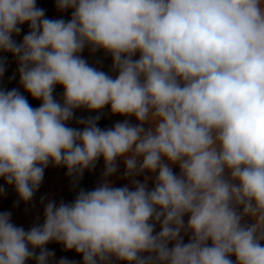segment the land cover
<instances>
[{
    "label": "clouds",
    "instance_id": "clouds-1",
    "mask_svg": "<svg viewBox=\"0 0 264 264\" xmlns=\"http://www.w3.org/2000/svg\"><path fill=\"white\" fill-rule=\"evenodd\" d=\"M56 7L70 19L46 18L36 0H0V51L42 101L0 88V178L18 204L33 200L49 165L66 168L74 189L101 158L103 172L71 202L41 197L43 222L28 230L0 212V264H76L54 260L50 242L82 264H264V0ZM86 48L110 56V70L83 58ZM106 106L126 118L102 129ZM119 161L129 183L117 187Z\"/></svg>",
    "mask_w": 264,
    "mask_h": 264
},
{
    "label": "rangeland",
    "instance_id": "rangeland-1",
    "mask_svg": "<svg viewBox=\"0 0 264 264\" xmlns=\"http://www.w3.org/2000/svg\"><path fill=\"white\" fill-rule=\"evenodd\" d=\"M37 7L45 10V16L49 19H60L63 18L65 20L70 19L71 10L61 12L57 10L56 0H36ZM22 31L19 36H13V39L20 43L23 39V36L29 31L28 24L25 23L21 25ZM103 51H99L95 54H92L86 48L83 53H81L82 57L88 60L90 63L96 57L102 56ZM0 58H3L5 61V72L2 77H0V88L11 90L13 88L18 89L23 95L26 96L30 105L34 108L39 107L42 101L33 99L31 95L24 91L22 86L19 83V74L17 73V61L12 56L11 53L0 51ZM112 61L111 59L105 64H99L94 66H99L103 71L108 72L111 68ZM63 88L60 85H57L54 91V96L57 100H59L62 96ZM104 114V128L112 127L117 121H122L126 117L120 115H112L110 113V106H106L103 109ZM94 116L93 112H88L83 109H78L75 112V117H88ZM131 123L135 124L137 121L134 117H127ZM71 127H82L81 125H77L75 119L70 122ZM119 171L112 177H109L110 180L114 181V185L117 187L124 186L128 184L129 181L126 179H122V174L124 172V165L122 161H119ZM104 162L101 158L96 165V168L93 171H85L82 177L83 189L91 190L96 187V185L101 181V174L103 172ZM175 172H179V168L174 166L173 169ZM66 168L64 167H53L49 165L45 169L44 179L39 188V190L35 193L33 200L29 203L19 202L18 195L15 191L14 186L5 184L3 178H0V186L5 188V193L0 195V212L9 211L12 213V222L17 226L24 227L25 230H28L34 223H42L43 222V207L41 204V197H45V203L48 200H55L57 203L63 200L64 202H71L77 191L73 188L72 182L70 178L66 175ZM137 179L143 180V176L138 177ZM151 187V184H149ZM15 205V206H14ZM187 217H185V221ZM157 231H159V226H157ZM184 242H188V236L184 237ZM49 250L55 253L54 260L58 261L62 257H66L70 261H75L76 264H82V256L77 254L74 250L65 251L63 245L50 242L46 246ZM39 250H37L38 252ZM235 260V257H232ZM26 264H35V260H29ZM122 264V262H121Z\"/></svg>",
    "mask_w": 264,
    "mask_h": 264
},
{
    "label": "trees",
    "instance_id": "trees-1",
    "mask_svg": "<svg viewBox=\"0 0 264 264\" xmlns=\"http://www.w3.org/2000/svg\"><path fill=\"white\" fill-rule=\"evenodd\" d=\"M111 59L110 56L106 57L105 54H103L102 56L100 57H96L94 58L93 60H91L90 64H95L97 61H100L101 63L100 64H105L106 62H108L109 60ZM94 116L97 115L98 113H95L93 112ZM104 114L102 113L101 115V119L99 120L98 122V126L102 129H104ZM79 188H83V183H82V179L79 181V184H78V189Z\"/></svg>",
    "mask_w": 264,
    "mask_h": 264
}]
</instances>
